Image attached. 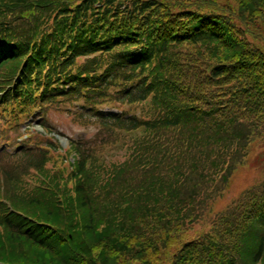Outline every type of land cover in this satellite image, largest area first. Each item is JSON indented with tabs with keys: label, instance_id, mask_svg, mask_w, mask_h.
I'll use <instances>...</instances> for the list:
<instances>
[{
	"label": "trees",
	"instance_id": "1",
	"mask_svg": "<svg viewBox=\"0 0 264 264\" xmlns=\"http://www.w3.org/2000/svg\"><path fill=\"white\" fill-rule=\"evenodd\" d=\"M222 1L0 0V264H264V177L212 208L264 153V0Z\"/></svg>",
	"mask_w": 264,
	"mask_h": 264
},
{
	"label": "rangeland",
	"instance_id": "2",
	"mask_svg": "<svg viewBox=\"0 0 264 264\" xmlns=\"http://www.w3.org/2000/svg\"><path fill=\"white\" fill-rule=\"evenodd\" d=\"M219 2H223L222 0H218ZM232 4L236 5L234 1H230ZM258 44H262V41H256ZM124 106H126L124 104ZM66 108H71V110H67ZM83 109L86 110L83 106V102H79L74 106L71 105L64 107V112H57L56 110H52L48 113V118L50 124L55 128V131L58 132L56 136L52 133V136L55 137L56 140L60 139L61 144L64 147H67L70 143L71 138H91L96 134L97 127L94 123H89L85 119L79 115L78 110ZM124 110L118 104L109 105L104 109V112L107 114L111 113H122ZM70 111V112H69ZM71 113V114H69ZM8 119V118H7ZM6 123V126H5ZM8 121L0 118V131L2 128H8ZM36 123V122H35ZM20 133H26V128L30 125L27 124H19ZM33 131L42 132V129L39 125L35 124L32 126ZM28 130V129H27ZM10 138L15 139L17 132L10 131ZM23 134V139L26 138ZM17 141V140H16ZM21 140L17 141L19 144ZM4 147H9L5 140L0 139V151ZM11 152H14L16 148H8ZM258 147H254L253 150L249 154L248 161L245 165L240 166V168L235 172L234 176L231 179L230 187L226 192V195L219 198L215 202H213V211L215 213L224 209V207L234 198V196L238 195L246 188H249L253 184L257 183L260 179L264 177V171L261 169L264 166V153L259 152ZM205 225V218L203 221L194 225L192 230L190 231V238H196L201 233H205L208 229ZM207 229V230H206Z\"/></svg>",
	"mask_w": 264,
	"mask_h": 264
}]
</instances>
